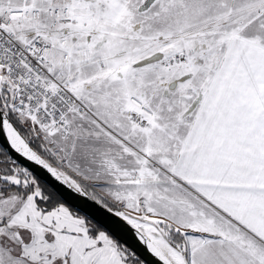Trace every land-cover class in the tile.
Wrapping results in <instances>:
<instances>
[{
  "label": "snow or ice",
  "instance_id": "snow-or-ice-1",
  "mask_svg": "<svg viewBox=\"0 0 264 264\" xmlns=\"http://www.w3.org/2000/svg\"><path fill=\"white\" fill-rule=\"evenodd\" d=\"M0 264H264V0H0Z\"/></svg>",
  "mask_w": 264,
  "mask_h": 264
}]
</instances>
